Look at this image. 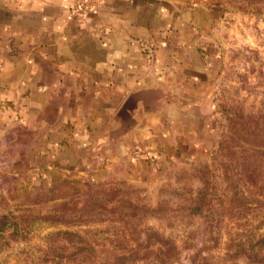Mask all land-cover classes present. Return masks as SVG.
<instances>
[{"label": "crops", "instance_id": "1", "mask_svg": "<svg viewBox=\"0 0 264 264\" xmlns=\"http://www.w3.org/2000/svg\"><path fill=\"white\" fill-rule=\"evenodd\" d=\"M77 1L0 0V216L211 142L225 1Z\"/></svg>", "mask_w": 264, "mask_h": 264}, {"label": "rangeland", "instance_id": "2", "mask_svg": "<svg viewBox=\"0 0 264 264\" xmlns=\"http://www.w3.org/2000/svg\"><path fill=\"white\" fill-rule=\"evenodd\" d=\"M224 1L206 148L24 201L0 264H264V0Z\"/></svg>", "mask_w": 264, "mask_h": 264}, {"label": "built area", "instance_id": "3", "mask_svg": "<svg viewBox=\"0 0 264 264\" xmlns=\"http://www.w3.org/2000/svg\"><path fill=\"white\" fill-rule=\"evenodd\" d=\"M102 5L101 0H78L73 6L69 8V13H82L87 14L93 9H97ZM136 155H140L139 151L135 152Z\"/></svg>", "mask_w": 264, "mask_h": 264}, {"label": "trees", "instance_id": "4", "mask_svg": "<svg viewBox=\"0 0 264 264\" xmlns=\"http://www.w3.org/2000/svg\"><path fill=\"white\" fill-rule=\"evenodd\" d=\"M6 218L7 217H5V219ZM4 225H2V229H3ZM2 229H0V231H2ZM91 250H92L91 244L83 245L81 248H79V255H81L82 253L85 254V255H87L88 252L91 251ZM166 250H169V251L173 252V250H175V248H174V246L172 244H170V246H168L166 248Z\"/></svg>", "mask_w": 264, "mask_h": 264}]
</instances>
